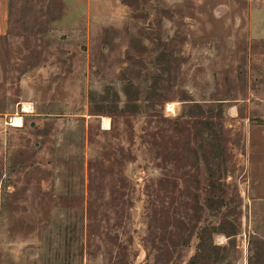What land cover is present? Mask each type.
<instances>
[{
	"label": "rangeland",
	"instance_id": "1",
	"mask_svg": "<svg viewBox=\"0 0 264 264\" xmlns=\"http://www.w3.org/2000/svg\"><path fill=\"white\" fill-rule=\"evenodd\" d=\"M117 1L9 0L0 264H264V0Z\"/></svg>",
	"mask_w": 264,
	"mask_h": 264
},
{
	"label": "crops",
	"instance_id": "2",
	"mask_svg": "<svg viewBox=\"0 0 264 264\" xmlns=\"http://www.w3.org/2000/svg\"><path fill=\"white\" fill-rule=\"evenodd\" d=\"M87 12L104 11L97 14L98 20L103 24H110L119 21L125 14V6L117 0H87ZM9 22V0H0V36L4 35L8 29Z\"/></svg>",
	"mask_w": 264,
	"mask_h": 264
},
{
	"label": "bare ground",
	"instance_id": "3",
	"mask_svg": "<svg viewBox=\"0 0 264 264\" xmlns=\"http://www.w3.org/2000/svg\"><path fill=\"white\" fill-rule=\"evenodd\" d=\"M26 107V106H25ZM168 109H172V104H169L167 106ZM10 123L11 125L13 126H19L21 124V118L17 115H14L10 118ZM102 124L104 127H107L108 126V119L107 118H103L102 120Z\"/></svg>",
	"mask_w": 264,
	"mask_h": 264
}]
</instances>
